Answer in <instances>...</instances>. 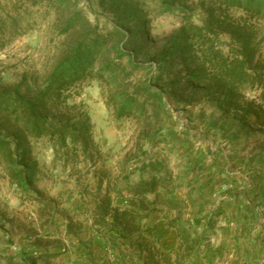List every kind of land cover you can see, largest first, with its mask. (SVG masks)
I'll return each mask as SVG.
<instances>
[{
  "label": "rangeland",
  "instance_id": "1",
  "mask_svg": "<svg viewBox=\"0 0 264 264\" xmlns=\"http://www.w3.org/2000/svg\"><path fill=\"white\" fill-rule=\"evenodd\" d=\"M204 1L176 0L174 8L183 4L187 13H163L158 0H0V98L42 93L51 116L78 112L90 121L89 151L79 150L77 158L58 153L47 136L22 140L21 151L37 164L39 199L17 190L0 159V260L26 249L39 226L54 239L41 238L36 246L62 245L65 219L83 223L84 232L102 201L123 208L148 186L150 209L138 228L158 264H230L218 251L229 237L221 231L226 213L230 222L264 220L260 87L242 90L226 104L224 92L207 93L211 82L188 81L197 61L186 65L170 56L159 63L172 38L204 24ZM229 12L223 28L242 18L255 49L251 66L264 67V16ZM228 42L224 34L216 39L224 53ZM86 46L93 47L90 65L79 79L46 90L56 68ZM261 81L264 86V71ZM127 98L133 108L120 116ZM247 104L253 113L242 121ZM19 113L11 102L0 106V137L17 132ZM10 142L14 150L18 140ZM240 207L246 214H235ZM166 241L173 247H162ZM29 256L39 259L40 252Z\"/></svg>",
  "mask_w": 264,
  "mask_h": 264
},
{
  "label": "trees",
  "instance_id": "2",
  "mask_svg": "<svg viewBox=\"0 0 264 264\" xmlns=\"http://www.w3.org/2000/svg\"><path fill=\"white\" fill-rule=\"evenodd\" d=\"M158 2L163 13L172 12L174 9L187 13L188 8L183 4L174 8L178 3L176 0H158ZM201 6L206 13L204 24L190 25L182 32L183 38H172L168 48L161 53L159 63H165L170 56L180 58L186 65L190 59L197 61L199 66L187 77L188 81L211 82L210 86L205 88L207 93L224 92L229 97L225 101L226 104L230 98L238 97L242 90L255 87H260L259 98L264 100V86L261 81L264 67L251 66L255 49L251 43L252 36L248 32L247 23L241 24L242 18H238L232 22L230 28L224 29L222 26L231 18L230 10H241L249 18L257 19L264 16V0H208L202 2ZM138 15L139 12L131 11L133 18H137ZM115 33L119 38L123 37L121 32L115 30ZM221 34L229 37V42L226 44L229 47L227 53L216 44V39ZM92 48V46L78 47L73 51L72 55L56 68L46 90L49 91L57 82L67 85L78 80L80 73L90 65ZM187 57L190 58L186 60ZM129 62L133 64L132 60ZM41 94L39 93L36 98H26L14 93V98L11 96L0 98V106L9 102L14 106L17 105L20 113L15 117V122L20 123L21 127H18L13 135L8 134L6 139L0 137V159L5 162L6 174L17 190L36 199H39L40 195L34 184L38 173L37 164L29 162L24 151H21L25 136L33 138L47 136L58 153L65 157L71 154L77 158L79 150L83 155H87L89 151L87 136L90 131L87 115L78 112L70 117L48 114L45 98H42ZM132 101L127 98L121 102L118 110L120 116L131 111ZM251 104H247V108L243 111L242 121L253 113ZM72 108L76 107L72 106ZM7 137L10 141L18 140L14 150ZM149 192L151 191L148 190V186L144 187L135 199L125 201L123 208H112L109 199L96 206L93 216L96 235L106 243L108 249L116 253L117 264H158L153 246L144 240L145 233L138 228L140 227L138 222L148 216L150 208L146 205L145 196ZM69 230L72 231L71 228Z\"/></svg>",
  "mask_w": 264,
  "mask_h": 264
},
{
  "label": "crops",
  "instance_id": "3",
  "mask_svg": "<svg viewBox=\"0 0 264 264\" xmlns=\"http://www.w3.org/2000/svg\"><path fill=\"white\" fill-rule=\"evenodd\" d=\"M263 184L264 181L258 185L261 191H264L262 190ZM262 194L260 196L263 197L264 195ZM237 213L240 215L246 214L242 207L236 208L235 214ZM224 220L226 224L222 226L224 228L221 231H228L229 237L228 239L224 238L220 240V245L223 248H220L218 251L221 252L223 258L228 260L227 262L230 264H250L252 261L255 264L259 262V264L263 263L264 220L255 219L254 221H250L246 217L240 218L238 221L232 219V222H235L232 223L230 222L228 213H226ZM88 224V228L83 232L85 226L83 223L82 225H77L70 219H65L60 228V230L63 229L62 237L64 239L61 241L63 244L56 245L52 243L54 245L46 244V246H36V242L40 241L41 238L48 240H53L54 238H47L46 233L42 232L39 226L35 234L32 233V235L28 236L31 242L29 246H26V249H20L19 254L16 256H8L5 253L1 257L0 264H117L116 253L108 249L106 243L97 237L93 222H88ZM75 226H78V229ZM176 243L175 245H177ZM167 245H169L168 247H173L171 242L167 241L162 247H167ZM32 250L40 252L39 259L29 256Z\"/></svg>",
  "mask_w": 264,
  "mask_h": 264
},
{
  "label": "built area",
  "instance_id": "4",
  "mask_svg": "<svg viewBox=\"0 0 264 264\" xmlns=\"http://www.w3.org/2000/svg\"><path fill=\"white\" fill-rule=\"evenodd\" d=\"M32 255H33V256H37V253L34 252V253H32Z\"/></svg>",
  "mask_w": 264,
  "mask_h": 264
}]
</instances>
